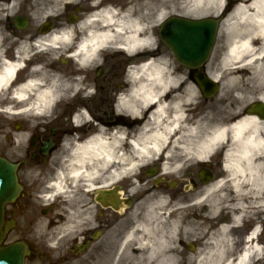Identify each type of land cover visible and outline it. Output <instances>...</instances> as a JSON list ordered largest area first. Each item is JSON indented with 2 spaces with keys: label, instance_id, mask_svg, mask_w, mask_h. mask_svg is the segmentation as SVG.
Wrapping results in <instances>:
<instances>
[{
  "label": "clouds",
  "instance_id": "9594fccd",
  "mask_svg": "<svg viewBox=\"0 0 264 264\" xmlns=\"http://www.w3.org/2000/svg\"><path fill=\"white\" fill-rule=\"evenodd\" d=\"M69 5L87 10L58 19ZM22 8L33 31L13 35L7 25ZM166 25L211 28V58L201 63L214 90L189 79L169 43L171 51L161 49ZM117 52L129 62L109 91L110 110L98 119L90 103L77 104L63 117L58 145L43 141L64 106L97 97L89 73ZM258 99L264 0H0V152L15 173L37 131L46 148L55 145L43 167L20 170L22 184L14 177L35 214L21 213L13 239L27 230L59 260L86 247L89 232L109 236L114 251L92 264H264V118L245 115ZM121 117L129 123L102 122ZM201 165L217 174L200 175L196 187L189 170ZM113 188L123 202L110 211L125 227L102 234L97 191Z\"/></svg>",
  "mask_w": 264,
  "mask_h": 264
},
{
  "label": "flooded vegetation",
  "instance_id": "af4514ba",
  "mask_svg": "<svg viewBox=\"0 0 264 264\" xmlns=\"http://www.w3.org/2000/svg\"><path fill=\"white\" fill-rule=\"evenodd\" d=\"M232 5L225 9L224 15L226 16L228 12L231 10ZM81 10L80 6H76L74 9L73 6L69 5L64 16L59 17L60 20L65 19H72L70 14L75 11L76 15H80ZM186 19V17H180ZM27 21V23H26ZM26 23V24H25ZM57 19H51L49 24L56 25ZM8 30L13 33V35H23L26 31H33L32 22L31 20L25 15L24 9L22 8L21 14L17 16L15 21L10 20L8 22ZM49 27V25H45L42 29H35V31H44ZM218 32V29H217ZM159 34V32H158ZM138 59H142L143 57H137ZM39 59V58H38ZM129 62L128 59L123 55V53L117 52L112 55L105 56V65L102 69L97 70L96 73H89V79H94L97 84L98 95L97 97L93 98L90 102L81 101L79 97H77L76 101L72 104L64 106V113L63 116L55 122L54 127L49 126V132L44 135L43 141L48 140H55L57 145L59 143V137L62 135V131L60 129L64 128V116H69L73 112L75 105L77 104H91L93 107V114L100 119V114L104 112V109L107 107L110 110L111 101L109 99V91L115 87H117L118 80L123 73V68L125 63ZM53 68H64V65L61 64H53ZM71 69V63L67 65V70ZM189 79L193 81V74L189 73ZM247 113V111L245 112ZM107 113H105L106 115ZM105 123H118L124 124L129 123L128 121L124 120L122 117L117 118L114 121H102ZM24 124L25 122H21ZM26 126V125H25ZM55 128V130H54ZM66 130V129H65ZM82 133L85 131L84 129H80ZM32 149L29 153V159L27 161V165L24 163H20V168L16 170L17 177L19 178V182L22 184L23 179L19 177V172L25 166L32 165V164H40L42 167L43 161L46 159L44 156V151L48 150L51 151L55 145H49L47 148L45 147L44 143L42 142L41 135L39 131H37L36 135L32 140ZM54 150V149H53ZM5 159H9L6 154L3 152L0 153ZM50 154V153H49ZM215 168L209 165H201L198 169H190L189 171L192 173V183L194 186H200L199 180V172L204 171L206 174H210L212 176L215 175ZM147 178V177H146ZM127 183V182H125ZM28 188L25 185L23 191L20 192L17 199L9 205H6L4 208V221L6 226L9 221H16L15 224L12 225L11 229L6 234L5 242L9 244L14 241H25L28 244L29 253L27 255L28 258H32L36 255L39 259H45L50 256V252L48 249L40 246L39 248H35L33 246V241L28 238L27 230H23V234L20 235L19 239H13L14 234L20 233L22 230L19 226V217L21 213L29 214V210L32 209V214H35V210L33 205H31L30 200L27 196ZM180 192V186L178 185L173 192V195H177ZM97 201L99 206L102 210V216L100 217L102 223L101 227L97 230L102 234L107 233L109 229H112L114 234H119V232L125 227L123 223H118L120 221V217L115 214V212L110 211V209L116 208L123 202L122 196V189L113 188L109 189H98L97 191ZM47 215H51V210H48ZM5 229V227H4ZM88 240L86 241V247L83 249H77L76 247H72L70 251H68L65 255L61 256L59 259L62 264L66 262L72 261L74 259L84 257L87 255V259L91 258H99L104 256H109L111 252L114 251V245L110 241L109 236H102V237H95L93 233H87ZM99 241V242H98ZM94 245V247H93ZM91 249V251H89ZM187 251V250H186Z\"/></svg>",
  "mask_w": 264,
  "mask_h": 264
},
{
  "label": "water",
  "instance_id": "95a60500",
  "mask_svg": "<svg viewBox=\"0 0 264 264\" xmlns=\"http://www.w3.org/2000/svg\"><path fill=\"white\" fill-rule=\"evenodd\" d=\"M161 40L171 51L170 44L176 51L178 59H180L179 63L191 70L200 68L204 64L201 63V60L207 53L209 57L211 52V49H209L211 43L210 27L202 28L199 32H196L191 29L173 30L170 25H166L161 32ZM210 79L203 70H197L194 74L195 82L199 81L205 92L214 90V85L211 84ZM249 113H264V103L255 102L251 105ZM14 177H16V173H13L11 166L7 164L5 159L0 157V179L4 181L3 185H0V244L5 235L1 230L4 205L13 202L18 196ZM13 197H15L14 200ZM26 249V244L23 242L0 247V261H4L6 264H21L27 254Z\"/></svg>",
  "mask_w": 264,
  "mask_h": 264
},
{
  "label": "rangeland",
  "instance_id": "374dc122",
  "mask_svg": "<svg viewBox=\"0 0 264 264\" xmlns=\"http://www.w3.org/2000/svg\"><path fill=\"white\" fill-rule=\"evenodd\" d=\"M161 49L162 50H168L166 47L164 48L163 46H161ZM169 51V50H168ZM211 58V57H210ZM181 68L182 69H184L182 66H181ZM205 70H206V65H205ZM205 102H207V101H205ZM202 107H203V105H202ZM1 153V152H0ZM217 174V172H216V170H215V175ZM214 175V176H215ZM206 210V209H205ZM222 219H227V217H222ZM33 246L35 247V248H39L40 246H42V245H40V246H37L36 244H34L33 243ZM49 251V250H48ZM134 255L135 254H133L132 256H130L129 257V259H132V258H134ZM104 257H106V256H104ZM104 257H99V258H91V259H81L80 260V264H92V261H95V260H97V259H103ZM73 261V260H72ZM72 261H69L68 263H66V264H72ZM56 262V264H60V262H59V260H52L51 259V257H48V258H46V259H44V260H40V259H38L36 256L34 257V258H30V260H26V262H25V264H47V263H55Z\"/></svg>",
  "mask_w": 264,
  "mask_h": 264
},
{
  "label": "bare ground",
  "instance_id": "6f19581e",
  "mask_svg": "<svg viewBox=\"0 0 264 264\" xmlns=\"http://www.w3.org/2000/svg\"><path fill=\"white\" fill-rule=\"evenodd\" d=\"M262 100H264V99H262ZM249 116H253V115H249Z\"/></svg>",
  "mask_w": 264,
  "mask_h": 264
}]
</instances>
